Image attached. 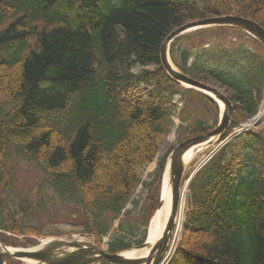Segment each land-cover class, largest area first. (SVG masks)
I'll return each mask as SVG.
<instances>
[{
    "label": "trees",
    "instance_id": "trees-1",
    "mask_svg": "<svg viewBox=\"0 0 264 264\" xmlns=\"http://www.w3.org/2000/svg\"><path fill=\"white\" fill-rule=\"evenodd\" d=\"M223 15L264 29V0H0V232L31 246V237L73 231L97 243L109 235V253L142 244L166 155L149 181L143 171L173 117L179 143L212 129L219 113L166 73L160 45L187 22ZM229 32L249 37L218 26L170 45L179 71L230 101L226 136L257 113L264 93V48L251 37L254 49L220 41ZM187 96L201 109H190ZM16 158L42 174L32 191L18 189ZM139 185L147 203L134 212L126 206ZM52 203L73 221L44 223ZM168 264H264V123L234 134L193 176Z\"/></svg>",
    "mask_w": 264,
    "mask_h": 264
},
{
    "label": "water",
    "instance_id": "water-1",
    "mask_svg": "<svg viewBox=\"0 0 264 264\" xmlns=\"http://www.w3.org/2000/svg\"><path fill=\"white\" fill-rule=\"evenodd\" d=\"M226 26L241 30L264 47V29L256 22L236 16L224 15L190 21L172 30L160 45V60L166 73L177 83L188 88L199 91L210 97L215 103L221 101L223 108L217 125L210 131L188 138L177 144L168 154L163 173V179L167 177L171 189L172 209L169 218V234L167 233L162 240L151 242L149 234L145 241L133 248L134 252L148 248V253L143 257H127L124 252L108 253L94 242L80 240H66L63 238H48L31 249H8L0 243L3 250L0 253V264H6L9 259L26 260L30 264H162L164 257L170 251L168 239L173 231V220L176 215L179 195L181 191V181L186 164L183 163V156L189 149H198L202 146H209L217 142L228 131L232 117V105L225 94L220 89L201 83L180 72L172 63L169 55L171 43L178 37L201 29L210 27ZM261 120L256 121V116L250 119L253 126H257ZM161 205V199L160 204ZM183 229V228H182ZM175 246V245H174ZM11 250V251H10ZM168 261V260H167ZM167 261L165 263H167ZM164 263V264H165Z\"/></svg>",
    "mask_w": 264,
    "mask_h": 264
},
{
    "label": "rangeland",
    "instance_id": "rangeland-1",
    "mask_svg": "<svg viewBox=\"0 0 264 264\" xmlns=\"http://www.w3.org/2000/svg\"><path fill=\"white\" fill-rule=\"evenodd\" d=\"M223 38V39H222ZM220 41L226 42V41H239L241 43H243L246 46L251 47L252 49L256 48V45L254 43V41L252 39H250L249 37L243 36V35H237V33L234 32H229L225 37L222 36L220 37ZM260 53H263L262 50H260ZM188 98V96H187ZM179 99L176 98V100ZM262 102L264 101V93H263V97H262ZM179 104L178 106L181 107L182 104V99H179ZM261 102V103H262ZM188 105L190 107V109H196L194 112L200 110L201 106L203 105V102H201L200 100H198L196 97H192V98H188ZM261 106V105H260ZM200 108V109H198ZM261 108H258V112L257 114H259V112L262 110H260ZM193 111V110H191ZM174 127L172 128L171 132L164 138H161V146L159 151L157 152V154L154 157V160L149 163L146 168L143 171V180L144 181H149V175L150 173H152V171L155 169V167L157 166L158 160H160V158L164 157L165 155L167 156V154L170 152V150L175 147L177 145V127L180 124L178 116L175 115L174 118ZM261 124L264 123V117L261 118L260 121ZM214 148V145L208 146V147H203L198 153L197 156L190 161L187 165H186V170L184 172V176L183 177H187L189 175V173L193 170L194 166H196L199 162H201L202 160H204L209 152ZM12 165L14 166L15 169V174H16V178H17V182H18V189L20 191H32L36 185L41 181L42 178V174L41 172L33 165L30 163H26L24 161H21L20 159L16 158L13 159L12 161ZM183 189V188H182ZM188 193V189H186V194ZM147 195L146 189H144L143 185H139L137 187V189L135 190L130 203L127 204L126 209L132 210L134 212H138L140 210L141 207H143L147 202L145 200ZM71 210L68 207H62L60 206L58 203H52V205L50 206V208L48 210H46L45 213H43L42 215V219L43 222L46 223L47 225H53L55 223L57 224H65L67 222H71L73 221L72 219H70L68 216H70L71 214ZM131 216H135V215H131ZM75 221V220H74ZM117 221H115L114 223V227L116 226ZM65 229L71 230L73 229L72 226L68 227L67 225H64ZM114 228H112L111 233H113ZM0 234L2 235V238L6 241H11L14 245V247H18V248H30L32 246L35 245H24L27 243L26 239L23 236H17L14 234H9V233H3L0 232ZM43 237H31V239H27V240H35L36 241V245L39 243L40 239ZM63 238H82L84 240H89L92 241L91 238H89L88 236L85 235H80V233L73 231V233L67 234V235H63ZM109 236H106L105 238H103V242H102V247L104 249H106V241L108 240ZM13 246V245H11ZM29 264L26 261H20V260H16V259H11L8 261V264Z\"/></svg>",
    "mask_w": 264,
    "mask_h": 264
},
{
    "label": "bare ground",
    "instance_id": "bare-ground-1",
    "mask_svg": "<svg viewBox=\"0 0 264 264\" xmlns=\"http://www.w3.org/2000/svg\"><path fill=\"white\" fill-rule=\"evenodd\" d=\"M159 58H160V49H159ZM160 63H161V60H160ZM217 104L220 107V109L223 108V103L221 101L218 100ZM261 109H260L261 111L256 117V121L261 120V118L264 117V101L261 104ZM203 147H206V146H203ZM203 147L198 148V149H194V148L189 149L183 156V163L188 164L190 161H192L197 156V153ZM185 199H186V186L180 191L178 206L176 209V215L174 217V220L172 221L174 224V227L168 239V246L170 248V252L173 250L174 245L179 239L181 231H182V226L184 222V214H185V209H186ZM171 204H172L171 189L168 184L167 177H166L165 180H163L162 188H161V205L159 206L158 209H156L153 217L151 218V221L148 227V233H149L151 242L162 240V238L169 232L168 224H169V218H170L171 209H172ZM147 253H148V249L145 248L138 252H134L133 250L126 251L124 252V255L127 257H134V256L143 257V256H146Z\"/></svg>",
    "mask_w": 264,
    "mask_h": 264
}]
</instances>
